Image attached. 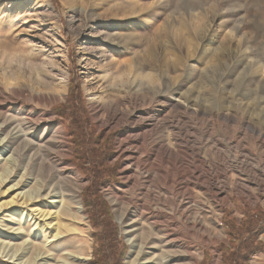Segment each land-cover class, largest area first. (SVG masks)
<instances>
[{
    "label": "rangeland",
    "instance_id": "374dc122",
    "mask_svg": "<svg viewBox=\"0 0 264 264\" xmlns=\"http://www.w3.org/2000/svg\"><path fill=\"white\" fill-rule=\"evenodd\" d=\"M85 1L86 8L80 15L76 0H0V84L13 79L25 89L22 97L0 94V122L8 118L17 123L25 116L38 122L52 118L64 135L68 154L61 167L72 169L81 182L78 196L88 229L87 264H125L130 251V225H140L139 213L128 203L135 195L125 180L139 172L135 166L131 172L123 170L129 163L126 149L133 145V139L120 145L126 125L107 117L90 99L100 93L111 94L107 83L114 70L108 66L119 63L124 55L130 57L131 52H146L145 58L152 66L150 52H154L164 85L176 83L181 96L188 91L199 110L212 102L227 107L234 100L231 112L238 114V125L242 127L247 120L239 108L241 95L248 94V90L249 102L259 101L264 106V0ZM111 33L114 35L109 36ZM63 76L64 83L60 82ZM76 87L80 100L72 105ZM241 87L244 90L240 91ZM52 90L60 97L51 103L29 100L32 92L48 94ZM21 108L23 113L19 112ZM221 112L212 111L217 125L212 136L201 116L189 121L188 131L196 148L207 152L211 136L220 139L218 148L233 157L237 150L228 139L234 137L238 143L241 141L238 148L253 156L247 166L241 161L231 162L227 171L230 185H237V181L240 190L229 187L230 201L219 207L216 225L210 222L204 239L193 237L199 254L195 264H240L233 255L243 258L241 246L247 241L259 247L249 255L247 264H264V149L243 140L240 129L233 134L228 126L220 128ZM25 157L24 152L19 155V169L25 166ZM34 158L46 168L59 164L56 152L49 148L35 152ZM97 167H103L98 172L105 183L98 189L99 214L89 207L91 171ZM32 168L30 162L28 173ZM7 178L18 180V172ZM198 200L193 192V201ZM207 210L212 212V206ZM102 214L106 234L96 228ZM8 215H0L1 243L5 230L2 225L16 222L14 217L8 220ZM23 232L26 236V230ZM75 237V232L69 234V238ZM18 243L10 240L9 246L14 249ZM69 243L67 240L64 245ZM110 250L113 255L105 261L103 255L109 256Z\"/></svg>",
    "mask_w": 264,
    "mask_h": 264
},
{
    "label": "bare ground",
    "instance_id": "6f19581e",
    "mask_svg": "<svg viewBox=\"0 0 264 264\" xmlns=\"http://www.w3.org/2000/svg\"><path fill=\"white\" fill-rule=\"evenodd\" d=\"M76 1L81 15L88 1ZM138 40L141 47L142 34ZM131 53L130 57L124 55L119 63L108 66L109 70H114L107 83L111 94L102 96L100 93L90 99L107 117L120 119V123L126 125L120 145L133 139V145L126 149L129 163L123 170L131 172L135 166V171L139 172L125 180L135 195L128 203L139 213L140 225H130L127 239L130 251L125 264H195L199 254L194 249L193 237L198 235L204 239L209 234L210 222L216 225L219 207L230 201L229 187L236 192L240 190L239 182L230 185L227 171L231 162L241 161L247 166L253 156L238 148L241 141L238 143L234 137L228 139L237 150L230 156L231 160L218 148L220 139L211 137L217 127L212 111H222L220 128L228 126L233 134L240 129L244 133L243 140L264 149V106L259 101L250 103L248 90V94L241 95L239 108L247 122L239 127L238 114L231 112L234 100L229 101L227 107L212 102L208 108L199 110L188 91L181 96L176 83L163 84L154 52H150L152 66L145 58L146 52ZM42 65L45 67L44 61ZM104 76H108V71ZM64 79L65 76L60 82L64 83ZM0 87L3 95L22 97L25 92L24 86L13 79L4 80ZM54 91L32 92L29 100L37 104L51 103L60 97ZM21 111L23 113L24 108L19 109ZM197 116L204 118L211 134V146L204 153L196 148L193 135L188 131L189 121ZM64 144V135L53 125L51 117L39 122L26 116L17 123L8 118L1 120L0 215L8 213V220L14 217L16 222L2 225L5 230L1 234L4 240L0 242L3 259L0 264L88 263V229L78 196L81 182L72 169L61 167L68 156ZM48 148L58 156L59 164H54L53 168L36 163L34 158L35 152ZM22 152L26 154L25 166L19 169ZM30 162L33 168L28 173ZM13 172H18V180L8 181L7 176ZM193 192L199 196L198 201H193ZM211 206L212 212L207 210ZM14 225L18 228H13ZM138 226L142 233L138 234ZM72 232L75 239L69 238ZM5 240L8 241L5 243ZM10 240L19 242L14 249L9 246ZM67 240L71 243L65 246Z\"/></svg>",
    "mask_w": 264,
    "mask_h": 264
},
{
    "label": "trees",
    "instance_id": "16d2710c",
    "mask_svg": "<svg viewBox=\"0 0 264 264\" xmlns=\"http://www.w3.org/2000/svg\"><path fill=\"white\" fill-rule=\"evenodd\" d=\"M72 93H73V98L71 100V103H72V105H76L78 103V101L80 100V94H79L78 87L74 88ZM102 169H103V167H100V168L97 167V168H93L91 171L92 181H91V189L89 190V196H90L91 202H89V207H91V210H94L95 212H98L101 208V200L98 196V189L102 185H105L104 182H101V181H103L101 179L103 175L100 172H98V171H101ZM98 214H99V212H98ZM104 217H105L104 214L99 216V218H98L99 224L97 225L96 228L98 231L101 229V230H103V233H105V232L107 233V228H106V230H104L105 227H104V224L102 221ZM103 236H101V238ZM105 239H106V237H105ZM241 250H242V253L244 254L243 258L238 259L240 256L238 254H235V255H233V259H235V261L239 262L240 264H247V259H248L249 255L257 252L259 250V247L256 244H252V243L247 241V242H245V244H243L241 246ZM112 255H113V250L109 251V256L107 254L103 255L105 257V261H108L109 260L108 258H111ZM114 262H116V264L118 263L117 261H114Z\"/></svg>",
    "mask_w": 264,
    "mask_h": 264
}]
</instances>
